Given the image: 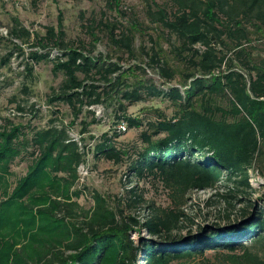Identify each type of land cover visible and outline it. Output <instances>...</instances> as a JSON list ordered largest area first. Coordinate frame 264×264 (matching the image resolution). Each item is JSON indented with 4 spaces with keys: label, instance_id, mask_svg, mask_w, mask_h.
Wrapping results in <instances>:
<instances>
[{
    "label": "trees",
    "instance_id": "1",
    "mask_svg": "<svg viewBox=\"0 0 264 264\" xmlns=\"http://www.w3.org/2000/svg\"><path fill=\"white\" fill-rule=\"evenodd\" d=\"M118 1L106 2L123 14ZM143 2L144 21L128 19L123 28L98 22L109 43L128 57L136 34L144 24L150 27L152 51L142 52L164 80L162 87L150 79L128 81L135 68H123L109 55L92 56L84 45L68 47L60 27L39 34L13 19L9 37L31 41L37 50L30 60L48 61L52 73L60 74L52 100L67 105L71 125L80 118V134L100 120L94 110L99 106L112 108L125 131L144 129L132 148L118 145L125 131L117 128L93 146L96 158L128 161L126 174L135 184L115 207L95 192L92 207L83 210L73 198L80 194L77 169L90 145H79L61 123L31 137L8 121L0 125V264H139L140 257L143 264H181L209 251L228 252L231 264H264L246 245L264 249V209L255 204L233 225H204L194 232L184 225L191 191L230 182L241 202L252 190L248 171L264 151V0ZM53 48L59 54L51 55ZM155 99L170 106L169 115L162 111L145 123L127 115L129 105ZM219 99L225 105H217ZM23 152L30 162L10 188V165ZM140 180L159 183L166 204L146 199L137 187ZM254 201L264 202V189ZM143 205L148 213L140 221L131 209Z\"/></svg>",
    "mask_w": 264,
    "mask_h": 264
},
{
    "label": "rangeland",
    "instance_id": "2",
    "mask_svg": "<svg viewBox=\"0 0 264 264\" xmlns=\"http://www.w3.org/2000/svg\"><path fill=\"white\" fill-rule=\"evenodd\" d=\"M106 1L110 0H0V125H8V122L10 125H18L23 137H31L38 129L51 123H61L67 126L69 135L77 140L79 145H90L85 162L77 169L78 181L75 188L80 194L73 198L83 210L92 207V195L95 192L103 195L108 204L115 207L124 197L126 190L135 184L126 174L128 161L114 164L96 158L92 150L104 133L111 135L117 128L115 113L112 108L94 107L95 115L100 120L89 125L88 132L80 134L82 128L80 118L71 125L72 117L67 105L52 100L61 80L60 74L52 73V64L48 61L32 62L29 53L37 48L30 45L31 41L24 42L23 39L9 37L7 30L12 26L13 19H17L22 27L30 32L39 34L47 27L55 29L60 27L64 33L63 43H67L68 47L84 45V51H91L92 56L107 58L109 55L111 61L119 62L123 68L128 66L135 68L128 81L150 79L156 86L162 87L164 80L147 65V59L142 52L148 51L151 54L152 51L153 45L148 40L149 33H152L148 29L150 27L144 24L145 30L142 34H136L134 53L132 57H128L109 43L106 29L98 22L101 20L108 24L114 23L117 28H123L129 22L128 19L136 20L137 17L144 21L143 0H119L117 9L123 11V14H117L114 7H110ZM90 30L97 33V39L91 38ZM255 41L254 39V43ZM50 51L51 55H57L60 50L53 48ZM229 55L230 52L227 56ZM216 104L225 105L221 99L217 100ZM162 111L169 115L172 109L155 99L135 102L127 107L126 113L145 123L147 120H154ZM86 121H90V118ZM143 129V125L128 128L116 138V142L119 146L132 148L137 144L138 135ZM29 162L28 154L24 152L21 157L12 161L8 175L10 188L25 174ZM248 182L252 190L243 194L241 202L237 200L239 194L235 197L230 182H221L214 189L191 191L184 205V212L189 219L184 222L186 228L194 232L204 225L215 227L233 225L238 223L242 210L250 211L254 204L255 207L264 209V202L254 201L264 189V151L251 164ZM137 187L146 199L166 204V194L159 183L140 180ZM147 213L144 205L131 209V214L140 221H143ZM140 235L146 237L143 228ZM131 238L136 241L137 234L131 233ZM246 245L259 259L264 260V249L261 245L250 242H246ZM228 255L226 251H209L203 256L183 260L181 264H231ZM140 258L138 263L143 264Z\"/></svg>",
    "mask_w": 264,
    "mask_h": 264
},
{
    "label": "built area",
    "instance_id": "3",
    "mask_svg": "<svg viewBox=\"0 0 264 264\" xmlns=\"http://www.w3.org/2000/svg\"><path fill=\"white\" fill-rule=\"evenodd\" d=\"M117 129L120 130V131H125V126H124V124H123V123H119V124L117 125Z\"/></svg>",
    "mask_w": 264,
    "mask_h": 264
}]
</instances>
